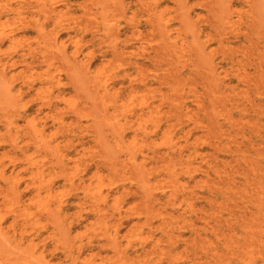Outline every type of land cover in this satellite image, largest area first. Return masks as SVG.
<instances>
[{"label":"rangeland","instance_id":"374dc122","mask_svg":"<svg viewBox=\"0 0 264 264\" xmlns=\"http://www.w3.org/2000/svg\"><path fill=\"white\" fill-rule=\"evenodd\" d=\"M0 264H264V0H0Z\"/></svg>","mask_w":264,"mask_h":264}]
</instances>
